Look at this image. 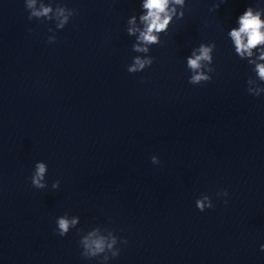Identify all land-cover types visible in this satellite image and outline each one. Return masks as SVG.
<instances>
[{"label": "clouds", "instance_id": "1", "mask_svg": "<svg viewBox=\"0 0 264 264\" xmlns=\"http://www.w3.org/2000/svg\"><path fill=\"white\" fill-rule=\"evenodd\" d=\"M55 0H48V6L41 3L40 8H36V0H25V7L29 12L28 19L47 18V21H55V29L62 30L70 22L71 18L77 15V10L69 8L64 4L55 3ZM218 3L213 4L210 11L219 9ZM187 8V0H141L140 14L132 15L127 20L126 32L129 36L135 37L132 44V51L143 55H135L132 62L127 65V71L135 74L144 71L154 63L155 58L150 55L152 46L161 45L163 43L161 35L168 32L174 20H182L185 16ZM55 13L54 16L49 15ZM264 8H254L248 6L246 10L238 17L236 27H232L227 36L234 48L235 54L243 61L252 66L254 76L247 79V92L259 97L264 94ZM137 18L139 23L137 22ZM49 32L53 29L49 28ZM55 34L48 37V43H55ZM216 43L214 41L208 43H200L199 46L191 50V54L186 57V67L191 73L188 82L191 85H202L212 80V74L216 71L214 67V52ZM143 82V81H141ZM255 84V87L251 85ZM151 162L154 165L160 163L158 156H152ZM48 165L43 161L35 163L31 176V184L37 189H45L48 187L46 174ZM60 181L56 180L52 183L53 189H58ZM229 195L226 189H221L217 196L227 197ZM225 204L227 200L223 201ZM196 207L203 212L206 209L213 208L212 198L207 194L201 196L195 201ZM79 216H70L65 213L56 218V233L64 237L71 229H76L80 239L79 247L82 249L80 255L85 259L99 258L100 264H108L110 259H114L120 255L121 249L118 244L126 245V238H120L115 231L106 228L107 236L100 235L99 227H92L85 231L84 228H78ZM264 251V244L261 245Z\"/></svg>", "mask_w": 264, "mask_h": 264}]
</instances>
